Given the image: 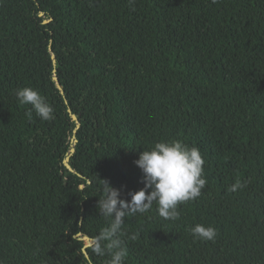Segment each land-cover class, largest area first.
<instances>
[{"label":"trees","instance_id":"obj_1","mask_svg":"<svg viewBox=\"0 0 264 264\" xmlns=\"http://www.w3.org/2000/svg\"><path fill=\"white\" fill-rule=\"evenodd\" d=\"M172 140L199 149L206 186L178 220L155 202L125 217L124 264H264V0H0V264H107L104 181L130 201L134 161Z\"/></svg>","mask_w":264,"mask_h":264},{"label":"clouds","instance_id":"obj_2","mask_svg":"<svg viewBox=\"0 0 264 264\" xmlns=\"http://www.w3.org/2000/svg\"><path fill=\"white\" fill-rule=\"evenodd\" d=\"M15 95L20 104L31 105L41 120L54 118L53 107L36 89L24 87L15 90ZM134 163L142 171L144 187L131 194L130 201H126L120 198V190L104 181V195L98 199L99 213L109 219L110 223L95 238L93 252L98 256L110 257L107 264L125 262L127 246L122 239L125 235V217L143 214L155 202L160 216L166 220H178L179 205L199 198L207 183L203 175L204 160L199 149L189 147L180 140L157 142L151 150L141 152ZM243 186L241 182H237L229 190L236 191ZM190 231L194 239L205 242H214L217 236L214 227L203 224H195ZM131 239H135V236ZM88 259L91 264V257Z\"/></svg>","mask_w":264,"mask_h":264},{"label":"water","instance_id":"obj_3","mask_svg":"<svg viewBox=\"0 0 264 264\" xmlns=\"http://www.w3.org/2000/svg\"><path fill=\"white\" fill-rule=\"evenodd\" d=\"M40 15H41V14H40ZM51 58H52L53 62H55L56 58H55L54 54H52ZM54 79H56V77H54ZM57 86L60 87V84H59L58 81H57ZM68 111H69V113L71 114V118L76 122L77 127H78V126H79V121H78V119H77V116H76L75 114L71 113V110H70V109H69ZM72 140H73V138H72ZM73 151H74V148H71L70 152H73ZM68 160H69V156H66L65 159L63 160V162H64V164L69 168L70 166H69V164H68ZM83 239L86 241L85 246H88V245L91 244V239H90L89 237L84 236ZM85 246L83 247V253H84V254L86 255V257H87L88 255H87V252H86V250H85Z\"/></svg>","mask_w":264,"mask_h":264}]
</instances>
